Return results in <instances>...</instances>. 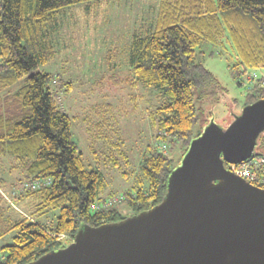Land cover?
<instances>
[{"label": "trees", "instance_id": "trees-1", "mask_svg": "<svg viewBox=\"0 0 264 264\" xmlns=\"http://www.w3.org/2000/svg\"><path fill=\"white\" fill-rule=\"evenodd\" d=\"M83 1L95 0H0V93L26 76L17 91L0 99L4 104L0 155L12 156L11 172L21 174L12 187L25 180H49L35 190L9 193L15 204L0 193V239L7 233L13 235L10 243L0 247L4 255L0 264H27L64 246L84 225L125 218L119 203L110 208L93 206L102 200L104 174L85 168L82 151L72 139L71 118L51 88L55 75L37 70L55 55L51 25L59 10ZM157 11L151 30L133 41L130 66L138 82L167 96L152 112L155 139L185 148L175 164L158 143L148 146L140 163L148 188L123 193L122 202L133 214L160 203L170 172L192 138L201 134L191 132L197 123L194 87L209 88L213 82L212 73L195 59L201 42L233 50L236 73L243 68L264 70V0H160ZM261 80L264 73L252 81L244 105L264 98ZM64 84L69 90L70 82ZM12 97L16 99L14 110L9 105ZM16 204L29 213L14 208ZM54 211L57 214L52 219ZM48 218L51 224L46 225ZM61 233L65 236L59 239Z\"/></svg>", "mask_w": 264, "mask_h": 264}, {"label": "rangeland", "instance_id": "rangeland-1", "mask_svg": "<svg viewBox=\"0 0 264 264\" xmlns=\"http://www.w3.org/2000/svg\"><path fill=\"white\" fill-rule=\"evenodd\" d=\"M83 2L59 10L56 22L51 25L55 55L37 70L55 75L57 84L53 83L51 88L57 91L59 105L71 118L72 139L82 151L85 168L104 174L103 192L147 189L149 181L140 163L148 153V146L159 141L155 139L152 112L167 96L157 88L138 82L130 61L133 41L135 37L145 36L153 27L160 0ZM236 58L233 50L208 42H201L196 48V62L212 73L213 82L209 88L194 87L197 123L192 127L193 135L201 133L210 120L225 127L240 113L253 82L243 81V77L234 73L236 70L232 67ZM257 73L262 75L264 70L257 69ZM25 79L26 76L0 93V99L17 91ZM59 81L70 82L69 90ZM9 105L11 110L17 108L15 97ZM3 107L1 101L0 110L3 111ZM260 142L253 152L264 156V134ZM184 148L181 144L172 147L167 144V154L175 159V164ZM11 162L12 156L0 155V176L18 180L20 172H9ZM19 186L0 188L11 204L14 201L9 193L18 194L20 191L16 193L13 188L18 190ZM118 205L123 216L133 214L125 202ZM20 206L16 204L14 208L24 213L28 210ZM53 214L52 219L57 211ZM45 224H51V219L45 220ZM12 236L7 233L0 239V247L10 243Z\"/></svg>", "mask_w": 264, "mask_h": 264}, {"label": "water", "instance_id": "water-1", "mask_svg": "<svg viewBox=\"0 0 264 264\" xmlns=\"http://www.w3.org/2000/svg\"><path fill=\"white\" fill-rule=\"evenodd\" d=\"M264 98L192 138L159 204L116 222L84 225L71 243L27 264H264V187L225 163L252 156Z\"/></svg>", "mask_w": 264, "mask_h": 264}, {"label": "built area", "instance_id": "built-area-1", "mask_svg": "<svg viewBox=\"0 0 264 264\" xmlns=\"http://www.w3.org/2000/svg\"><path fill=\"white\" fill-rule=\"evenodd\" d=\"M238 76L243 77V81H257L260 75L257 73V69H248L243 68L238 74ZM261 84H264V80H261ZM157 147L163 151L166 152L167 145L163 141H159L157 144ZM226 168H228L234 175L237 177H242L248 182L256 183L258 185L264 186V156L262 154L260 155H252L248 159L239 162L238 164H232L227 163ZM49 183V180L46 179V181L42 179H35V180H25L22 183H20V186L18 190L14 189V192L22 191L24 189H37L40 188L42 184L46 185ZM0 193L4 196L5 199H8V201H11L9 198H7L2 191L0 190ZM125 199L123 194L115 193V194H108L103 197L102 200H100L97 204H94L93 206L95 208L102 207V208H110L115 207L116 204L122 202ZM65 234L61 233L58 238L64 237ZM71 241L68 240V243ZM65 244V245H66ZM4 258V255L0 252V260Z\"/></svg>", "mask_w": 264, "mask_h": 264}, {"label": "crops", "instance_id": "crops-1", "mask_svg": "<svg viewBox=\"0 0 264 264\" xmlns=\"http://www.w3.org/2000/svg\"><path fill=\"white\" fill-rule=\"evenodd\" d=\"M12 166V165H11ZM11 166L8 168L9 169V172L10 173H12L11 172ZM14 171H16V170H14ZM17 181V179H12V180H6V179H4V178H2V176H0V182H2L3 183V186H1V187H4V186H6V187H11L12 185H14L15 184V182ZM106 193H108V191L107 192H103V195H106Z\"/></svg>", "mask_w": 264, "mask_h": 264}]
</instances>
